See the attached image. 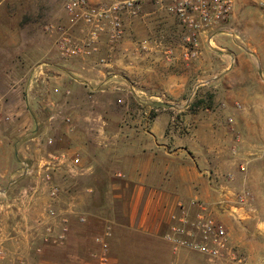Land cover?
I'll use <instances>...</instances> for the list:
<instances>
[{
  "label": "crops",
  "instance_id": "crops-1",
  "mask_svg": "<svg viewBox=\"0 0 264 264\" xmlns=\"http://www.w3.org/2000/svg\"><path fill=\"white\" fill-rule=\"evenodd\" d=\"M140 1L146 14L148 1L155 2ZM254 2L237 0L227 30L215 34L211 45L202 40L199 55L190 61L178 44L156 46L153 15L139 24L127 18L121 42L109 45L103 36L98 53L64 62L49 61L46 47L25 39L21 47L22 32L5 30L7 47H20L23 57L5 68L14 75L0 91V122L9 129L8 136L0 131V245L23 242L13 231L35 228L42 252L57 247L73 257L86 248L91 255L97 246L86 236L109 229L110 264H190L189 252L173 251L162 235L180 206L201 201L228 228L238 251L244 247L252 264L264 263V243L257 244L255 236L264 235V113L236 116V126L228 127L219 115L201 112L197 125L182 127L181 133L173 125L176 113L158 111L140 122L139 111L116 103L133 78L148 85L142 88L148 99L158 98L147 83L149 71H166L160 88L167 84L168 94L180 100L192 64L203 71L224 70L235 58L250 68L251 51L237 33L243 34L240 22L249 21L244 8ZM24 180L42 183L31 192ZM221 191L230 203L235 193H248L244 212L238 211L241 220L218 210ZM38 213L31 225L29 217ZM228 216L239 225L252 219L250 237L236 239ZM23 238L33 246L28 233Z\"/></svg>",
  "mask_w": 264,
  "mask_h": 264
},
{
  "label": "rangeland",
  "instance_id": "rangeland-1",
  "mask_svg": "<svg viewBox=\"0 0 264 264\" xmlns=\"http://www.w3.org/2000/svg\"><path fill=\"white\" fill-rule=\"evenodd\" d=\"M133 1L138 6V10L134 14H124L122 16L123 34L126 29L127 18L130 19L131 24H139L142 17L155 16L154 21L157 27L155 40L159 42H156V46L164 47L167 44H178L180 46V29L177 22L164 8L156 3L157 0H154L155 2L153 3L147 0V14L146 12L142 13L143 6L140 0ZM244 9L249 21L247 23L240 22L239 30L243 34L237 33V39L243 47L251 51L250 57L253 62L250 68L245 64L242 68V65H239L235 58H233L231 66L224 70L203 71L192 64L186 68L190 81L180 95V100H174V96L168 94V91H166L167 84L160 88L159 84L166 81V71H163V69L149 71L150 79L147 83L150 84L151 88L156 89L155 93L159 97L148 99L146 93L142 91V88H148V85L141 87L136 84L139 83V80L137 81L133 78V80H130L132 86H128L122 96V100L116 102L119 107L129 111H139L140 122L150 120L149 118L158 111L166 110L176 113L175 117H173V125L180 127L181 133L183 130L185 131L187 126L193 127L197 125L201 120V112L208 113L207 115H219L220 120H224L228 127L236 126V116L264 113V18H261L264 17V0H257V2L246 6ZM14 29L20 30L24 37L20 44L21 47L24 39L25 44L46 47L49 50L46 59L51 62L67 61L59 55L56 48L59 33L64 31L71 39L77 41L84 38L87 33L86 26L81 23H72L63 9L62 0H0V91L5 89L4 82H7L9 75H11L10 77L14 75L13 70L5 68L10 65V61H13L14 57H23L19 51L20 47L8 48V41L6 37H3L5 30ZM137 30L139 31V27H137ZM223 30H227L225 25ZM122 40L123 36L116 43H110L108 40L107 43L114 45ZM99 47H101V42ZM15 72L17 74V71ZM206 81L208 83H205ZM142 112H146V118L143 120L140 117ZM0 131L8 136L9 129L6 121L0 122ZM41 183L39 182V184ZM39 184L32 180H24L22 182V186H25L31 192L34 189H38L37 186ZM31 206L36 207L37 204L31 203ZM36 216H39V213L29 217L31 225H34ZM260 218L264 220V214L260 215ZM229 219L234 227L233 233L236 239L249 238V234L253 233L251 230L252 219L245 220V224L242 225L235 223L231 217ZM260 228H264V225ZM20 231H13V233L21 236L23 242L17 239L16 242H13V245H4L5 243L0 245V256H4L2 259L0 258V264H97L86 248L83 253L76 251L73 257L67 255L62 248L57 247L46 248L47 250H43V252L38 251L37 249H41V247H36L34 238L39 235L40 231L35 228H29L26 231L22 229ZM25 232L31 237V241H29L33 245L32 247L23 238ZM102 232L93 233L90 237L87 235L86 240L91 239L93 236L94 242L95 237ZM255 236L257 244L264 243V235L256 233ZM238 247L239 255L243 258L241 263L230 260H210L202 255L188 251L191 259L189 261L190 264H252L249 261L247 249L241 246ZM261 249L262 246L259 245L258 251ZM94 251L95 249L91 253ZM259 253H262V251ZM262 258L263 256L258 261H262ZM125 264L133 263L125 262ZM259 264L264 263L260 262Z\"/></svg>",
  "mask_w": 264,
  "mask_h": 264
},
{
  "label": "built area",
  "instance_id": "built-area-1",
  "mask_svg": "<svg viewBox=\"0 0 264 264\" xmlns=\"http://www.w3.org/2000/svg\"><path fill=\"white\" fill-rule=\"evenodd\" d=\"M62 1L63 9L72 23H81L87 27L86 35L78 41L71 39L64 31L59 33L56 48L59 55L66 60L86 58L97 53L103 35L110 43L118 42L123 36L122 16L134 14L138 10L133 0L99 5H91L87 0ZM157 3L177 22L182 57L185 61H190L199 55L202 40L211 45L213 36L222 32L234 13L237 0H157ZM47 143L51 145L52 140L48 139ZM48 157L53 159L51 154ZM48 166L52 164L45 163V167ZM244 170L245 167L240 166V171ZM220 194L218 210L241 220L238 211L244 210L248 193H235V201L232 203L224 197L223 191ZM110 236L111 232L107 229L94 239L97 250L91 256L97 264L110 262ZM162 237L175 252L185 250L217 261L241 263L243 260L238 249L230 242L228 228L201 201L191 202L188 208L180 206V211L172 215L171 223ZM3 257L0 256L1 259Z\"/></svg>",
  "mask_w": 264,
  "mask_h": 264
}]
</instances>
